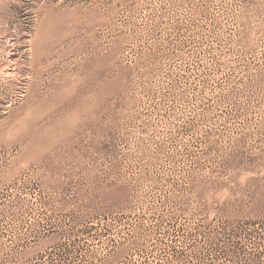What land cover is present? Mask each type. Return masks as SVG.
I'll list each match as a JSON object with an SVG mask.
<instances>
[{
  "label": "rangeland",
  "instance_id": "obj_1",
  "mask_svg": "<svg viewBox=\"0 0 264 264\" xmlns=\"http://www.w3.org/2000/svg\"><path fill=\"white\" fill-rule=\"evenodd\" d=\"M0 264H264V0H0Z\"/></svg>",
  "mask_w": 264,
  "mask_h": 264
}]
</instances>
